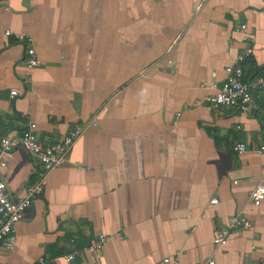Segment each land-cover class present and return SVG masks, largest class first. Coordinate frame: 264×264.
<instances>
[{"label":"crops","instance_id":"1","mask_svg":"<svg viewBox=\"0 0 264 264\" xmlns=\"http://www.w3.org/2000/svg\"><path fill=\"white\" fill-rule=\"evenodd\" d=\"M5 31L29 36L43 63L28 82L22 46ZM238 64L245 80L264 75V0H0V139L33 123L47 146L89 124L45 176L0 264H65L97 234L102 249L71 264H153L175 252L177 264H264V198L253 208L248 197L264 186V153L253 152L264 144V95L253 94L250 114L204 102ZM37 172L12 150L0 169L9 197ZM235 214L250 228L214 249L213 232Z\"/></svg>","mask_w":264,"mask_h":264},{"label":"built area","instance_id":"2","mask_svg":"<svg viewBox=\"0 0 264 264\" xmlns=\"http://www.w3.org/2000/svg\"><path fill=\"white\" fill-rule=\"evenodd\" d=\"M244 25L239 26L238 30L243 31ZM5 37H12L13 41L20 44L23 50V80L30 81L31 71L41 66L43 63L38 59L35 53L32 39L25 34H12L9 31L4 32ZM242 42L252 43V38L243 36ZM251 46L246 47L241 54L236 57L237 63L243 62L251 55ZM166 65L171 66V60L165 61ZM243 71L238 65L227 66L223 69V78L219 86H211L214 93L205 96L204 102L208 106L216 110L221 107L233 108L241 114H250L253 109V94L261 92L264 95V75L258 76L252 80L243 81ZM9 96H16L15 91H10ZM178 114L176 115V119ZM89 125V124H87ZM85 124L75 126L60 141L43 146L34 135L33 123H29L27 127L15 137H4L0 139V169L4 167V158L8 157L10 152L15 148H20L29 156L34 158L38 164V172L35 181L27 188L24 195L18 200H12L7 192L5 182L0 174V249L10 251L14 246V232L18 221L23 216L25 210L30 206L33 199L40 193L45 176L55 169L64 165L71 153L73 144L81 136L86 128ZM91 126L95 122H90ZM236 129H239L238 127ZM232 151L240 156L246 153V148L242 143L235 142ZM253 152L257 155L264 153V144L257 146ZM249 201L253 208H257L264 198V186L261 183L250 190ZM216 204V200L210 201V205ZM250 221L241 214L232 215L226 226L215 230L212 234V246L214 249L223 248L231 232L243 231L249 229ZM107 237L102 234L93 236L85 245L80 247H71L68 252L63 254L60 259L65 264H71L74 259L81 254L96 255L103 247ZM72 243V240L69 241ZM179 252H175L172 256L162 258L153 264H177ZM35 264H44L43 258L35 260ZM203 264H214L213 259L205 261ZM247 264V263H244Z\"/></svg>","mask_w":264,"mask_h":264},{"label":"trees","instance_id":"3","mask_svg":"<svg viewBox=\"0 0 264 264\" xmlns=\"http://www.w3.org/2000/svg\"><path fill=\"white\" fill-rule=\"evenodd\" d=\"M243 79V78H242ZM243 81H246L245 79H243Z\"/></svg>","mask_w":264,"mask_h":264}]
</instances>
